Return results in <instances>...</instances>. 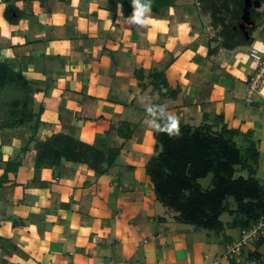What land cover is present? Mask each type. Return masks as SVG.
<instances>
[{"label":"crops","instance_id":"crops-1","mask_svg":"<svg viewBox=\"0 0 264 264\" xmlns=\"http://www.w3.org/2000/svg\"><path fill=\"white\" fill-rule=\"evenodd\" d=\"M17 3L24 16L0 28V60L13 57L15 70L39 89L37 137L67 132L122 148L104 174L71 163L36 170L35 149L20 150L32 132L0 130V177L9 159L22 160L8 173L12 184L0 189V264H204L205 255L224 253L241 229L236 234L229 221L219 233L192 235L157 200L145 168L157 153L148 109L167 110L192 126L223 116L214 129L226 124L238 131V144L256 146V176L264 180V87L249 95L257 64L246 54L238 58L246 45L209 54L218 42L207 35L208 17L184 8L152 12L148 27L133 28L118 0ZM5 8L0 0V15ZM255 32L264 37V20L244 28L249 53ZM155 71L165 73L176 96L154 90ZM122 122L133 131L128 139L117 131ZM255 246L230 264H264V257L250 256Z\"/></svg>","mask_w":264,"mask_h":264},{"label":"trees","instance_id":"trees-1","mask_svg":"<svg viewBox=\"0 0 264 264\" xmlns=\"http://www.w3.org/2000/svg\"><path fill=\"white\" fill-rule=\"evenodd\" d=\"M2 1L9 3L4 16L10 22L17 23L23 18L24 12L15 4L17 0ZM118 1L122 5L124 16H129L132 12L131 0ZM176 1L151 0L152 12L175 6ZM198 2L201 10L210 15L211 25L217 31L213 40L218 43L216 47H209V54L215 53L219 48L234 49L252 41H248L241 30L235 28L236 23L244 22L246 0ZM249 19L257 26L263 24L264 9H249ZM252 33L250 30V34ZM151 76L155 91L162 96H176L177 91L169 89L163 71L152 72ZM38 90L24 71L15 70L8 60H0V130L21 128L32 132L26 145L20 150L26 151L31 147L35 149L36 170L51 168L56 171L65 163H71L86 165L97 174L106 173L119 157L121 145L109 147L88 143L78 135L67 132H55L44 139L37 137L43 110V107L36 109L35 106L34 95ZM221 121L223 116L220 115L212 124L205 122L200 126H192L180 120L181 134L176 138L156 132L157 153L149 157L146 163V173L153 184L157 200L176 211L178 214L175 218L179 222L217 233L225 228L221 216L226 212L233 216L229 222V227L232 228L252 227L264 217V183L256 176L259 158L256 146L251 142L246 148H242L235 141L238 131L226 124L215 130L214 127ZM117 131L125 139L133 134L127 122H122ZM244 152L247 157H244ZM21 164L22 160L19 158H12L4 163L0 189L12 184L8 173H15ZM238 166L247 169V177H235ZM209 174L213 175L212 186L204 189L199 180ZM229 197H233L237 204L234 210L227 203ZM255 245L250 256L261 259L264 251L258 249L264 245V238L259 239Z\"/></svg>","mask_w":264,"mask_h":264},{"label":"rangeland","instance_id":"rangeland-1","mask_svg":"<svg viewBox=\"0 0 264 264\" xmlns=\"http://www.w3.org/2000/svg\"><path fill=\"white\" fill-rule=\"evenodd\" d=\"M6 3V2H5ZM178 4H176L175 7H168V8H165V9H168L169 11H174V12H179V9H187L189 11H193V13H196L197 15H200V16H204V17H208L206 18L208 20V23L206 26H208L209 24L211 25V17L208 13L204 12L201 10V7H200V3L198 2V0H179V2H177ZM9 3H6V6L8 5ZM17 6H19L21 8V10L24 12V9L25 7H22L20 6V3H17ZM153 13H160V12H153ZM205 19V18H204ZM206 20V21H207ZM205 23V21H204ZM4 25H8V24H14L12 22H10L5 16L4 14L3 15H0V28ZM235 25H241V26H244L242 23H236ZM203 25H196V29L199 30V31H202V27ZM213 28L211 29V32L209 34H207L209 37L211 38H214L216 35H217V31L214 29L213 31ZM261 32V30H260ZM213 33V34H212ZM259 33L255 32L254 33V41L253 43L256 45V47L262 49L264 51V37H259ZM216 45V44H214ZM243 45H246V48L242 49L243 50V54L242 55H239V52L236 53L235 55H239L238 58L241 60V58H243L244 54H246L248 56V63L249 62H252L254 65L257 64L251 57H249V47H250V42L246 43V44H243ZM241 46V45H240ZM208 50V48H207ZM209 52V50H208ZM13 58V57H12ZM11 57H9V60L10 62H12V64L14 63V58L12 59ZM238 59V60H239ZM241 61H239L240 63ZM201 63V62H200ZM240 145V144H239ZM242 148H246V144H241L240 145ZM245 151V149H244ZM244 157H247V154L244 152ZM249 159V163L251 162L250 158ZM145 168H146V165H145ZM238 176H244V177H247L248 176V171L247 169L243 168L242 166H238L237 167V171L235 173V177H238ZM212 177L213 175L212 174H209L207 177L205 178H202L199 180V182L201 183L202 187L204 189H208L212 186ZM262 183H264V180H261ZM227 203L229 205V208L231 210H234L237 206L235 200L233 197H229L227 199ZM163 205V204H161ZM164 206V205H163ZM165 208L167 209L168 213L171 214V215H174L176 216L178 213L168 207L165 206ZM233 218V216L226 212L224 213L222 216H221V219L222 221L224 222L225 224V230L226 229H229L228 228V222L231 221ZM176 219V218H175ZM177 220V219H176ZM178 221V220H177ZM182 223V222H180ZM185 227H188L190 229V232L192 235L194 234V231L195 230H199L203 233H208L210 235H213L215 233H217L216 231H213V230H207V229H203V228H196L194 225H191V224H186V223H182ZM239 229L240 228H234L233 232H235L236 234L238 233L239 234ZM193 230V233L191 232ZM190 234H187V237L189 236ZM264 250V245H262V248Z\"/></svg>","mask_w":264,"mask_h":264},{"label":"built area","instance_id":"built-area-1","mask_svg":"<svg viewBox=\"0 0 264 264\" xmlns=\"http://www.w3.org/2000/svg\"><path fill=\"white\" fill-rule=\"evenodd\" d=\"M251 58L257 63V69L248 81L249 95L264 87V51L258 47L250 49ZM264 238V217H261L252 227L241 229L240 237L227 246L224 253L209 260L205 255L204 264H230L231 259L238 260L242 250L249 245H255Z\"/></svg>","mask_w":264,"mask_h":264},{"label":"clouds","instance_id":"clouds-1","mask_svg":"<svg viewBox=\"0 0 264 264\" xmlns=\"http://www.w3.org/2000/svg\"><path fill=\"white\" fill-rule=\"evenodd\" d=\"M132 12L124 18V23L133 28H146L151 22L152 3L151 0H131ZM255 45L253 48L255 49ZM151 117L149 127L156 132L166 133L170 138L179 137L181 134L180 119L171 112L162 109L157 112L148 109Z\"/></svg>","mask_w":264,"mask_h":264},{"label":"water","instance_id":"water-1","mask_svg":"<svg viewBox=\"0 0 264 264\" xmlns=\"http://www.w3.org/2000/svg\"><path fill=\"white\" fill-rule=\"evenodd\" d=\"M253 1L251 0H246V7H245V14L243 16V21L241 22L243 25H252L254 24V21L249 19V9L252 7V5L259 6V2H254V4H252ZM245 35H248V31L245 33Z\"/></svg>","mask_w":264,"mask_h":264},{"label":"flooded vegetation","instance_id":"flooded-vegetation-1","mask_svg":"<svg viewBox=\"0 0 264 264\" xmlns=\"http://www.w3.org/2000/svg\"><path fill=\"white\" fill-rule=\"evenodd\" d=\"M251 8H252V9H255V10H256V9L259 10V8L255 7V6H253V5H252ZM251 8H250V9H251ZM248 27H249V25H244V26L236 25L235 28H236L237 30H238V29L241 30L242 34L244 35V28L247 29Z\"/></svg>","mask_w":264,"mask_h":264}]
</instances>
